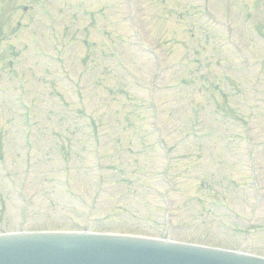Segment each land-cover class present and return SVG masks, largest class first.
Listing matches in <instances>:
<instances>
[{
    "label": "rangeland",
    "instance_id": "rangeland-1",
    "mask_svg": "<svg viewBox=\"0 0 264 264\" xmlns=\"http://www.w3.org/2000/svg\"><path fill=\"white\" fill-rule=\"evenodd\" d=\"M136 1L160 71L122 0H0V231L166 233L264 255V0ZM185 96L212 137L187 135Z\"/></svg>",
    "mask_w": 264,
    "mask_h": 264
},
{
    "label": "water",
    "instance_id": "water-1",
    "mask_svg": "<svg viewBox=\"0 0 264 264\" xmlns=\"http://www.w3.org/2000/svg\"><path fill=\"white\" fill-rule=\"evenodd\" d=\"M0 264H264V259L129 236L21 232L0 235Z\"/></svg>",
    "mask_w": 264,
    "mask_h": 264
}]
</instances>
